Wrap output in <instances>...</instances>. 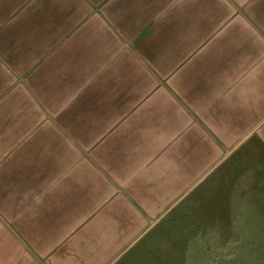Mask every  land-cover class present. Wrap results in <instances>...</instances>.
<instances>
[{"label": "crops", "instance_id": "1", "mask_svg": "<svg viewBox=\"0 0 264 264\" xmlns=\"http://www.w3.org/2000/svg\"><path fill=\"white\" fill-rule=\"evenodd\" d=\"M249 140L264 0H0V264H109Z\"/></svg>", "mask_w": 264, "mask_h": 264}, {"label": "rangeland", "instance_id": "2", "mask_svg": "<svg viewBox=\"0 0 264 264\" xmlns=\"http://www.w3.org/2000/svg\"><path fill=\"white\" fill-rule=\"evenodd\" d=\"M109 264H264V150H235Z\"/></svg>", "mask_w": 264, "mask_h": 264}]
</instances>
